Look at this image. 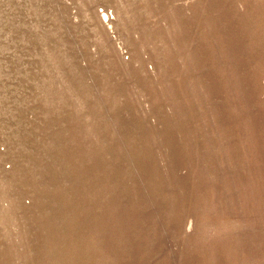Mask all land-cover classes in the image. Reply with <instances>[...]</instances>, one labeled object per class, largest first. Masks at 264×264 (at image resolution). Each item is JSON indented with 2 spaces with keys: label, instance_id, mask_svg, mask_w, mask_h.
<instances>
[{
  "label": "rangeland",
  "instance_id": "obj_1",
  "mask_svg": "<svg viewBox=\"0 0 264 264\" xmlns=\"http://www.w3.org/2000/svg\"><path fill=\"white\" fill-rule=\"evenodd\" d=\"M0 264H264V0H0Z\"/></svg>",
  "mask_w": 264,
  "mask_h": 264
},
{
  "label": "bare ground",
  "instance_id": "obj_2",
  "mask_svg": "<svg viewBox=\"0 0 264 264\" xmlns=\"http://www.w3.org/2000/svg\"><path fill=\"white\" fill-rule=\"evenodd\" d=\"M107 12V11H106ZM104 18V21H106V22H109V19H110V17H109V15H108V13H104V16H103Z\"/></svg>",
  "mask_w": 264,
  "mask_h": 264
}]
</instances>
